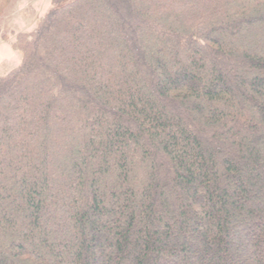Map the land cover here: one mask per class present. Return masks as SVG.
Returning a JSON list of instances; mask_svg holds the SVG:
<instances>
[{
    "label": "trees",
    "instance_id": "obj_1",
    "mask_svg": "<svg viewBox=\"0 0 264 264\" xmlns=\"http://www.w3.org/2000/svg\"><path fill=\"white\" fill-rule=\"evenodd\" d=\"M51 4L1 34L0 264H264V0Z\"/></svg>",
    "mask_w": 264,
    "mask_h": 264
},
{
    "label": "rangeland",
    "instance_id": "obj_2",
    "mask_svg": "<svg viewBox=\"0 0 264 264\" xmlns=\"http://www.w3.org/2000/svg\"><path fill=\"white\" fill-rule=\"evenodd\" d=\"M52 0H14L4 18L0 19V75H4L20 61V54L14 50L10 41L1 34L13 38L19 31L35 27L40 15L50 10Z\"/></svg>",
    "mask_w": 264,
    "mask_h": 264
}]
</instances>
